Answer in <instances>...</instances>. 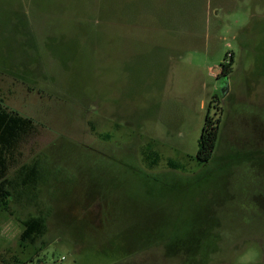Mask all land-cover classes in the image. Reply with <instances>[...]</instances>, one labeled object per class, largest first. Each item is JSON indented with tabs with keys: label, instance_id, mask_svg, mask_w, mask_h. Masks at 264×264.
<instances>
[{
	"label": "rangeland",
	"instance_id": "rangeland-1",
	"mask_svg": "<svg viewBox=\"0 0 264 264\" xmlns=\"http://www.w3.org/2000/svg\"><path fill=\"white\" fill-rule=\"evenodd\" d=\"M0 101L51 170L47 233L12 202L0 264H264V0H0Z\"/></svg>",
	"mask_w": 264,
	"mask_h": 264
},
{
	"label": "trees",
	"instance_id": "trees-1",
	"mask_svg": "<svg viewBox=\"0 0 264 264\" xmlns=\"http://www.w3.org/2000/svg\"><path fill=\"white\" fill-rule=\"evenodd\" d=\"M230 58V62L221 66L225 76L232 73L233 56ZM216 103H219V99H214L209 106L198 143L196 158L202 164L212 160L219 141L223 110L218 109ZM213 110L215 112L212 114ZM38 128L32 118L8 110L0 101V214L7 212L12 202L20 203L23 200L36 208V214L22 222L20 241L25 246L36 244L44 237L51 214L49 208L41 206L40 201L42 188H49V164L46 167V163L35 159L30 163L17 165L18 161L15 159L21 144L34 135ZM159 159L155 153L143 154V160L151 167L158 165Z\"/></svg>",
	"mask_w": 264,
	"mask_h": 264
}]
</instances>
